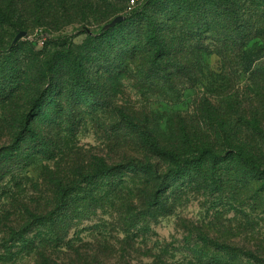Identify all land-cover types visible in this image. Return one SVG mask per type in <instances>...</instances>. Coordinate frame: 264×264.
<instances>
[{
	"label": "trees",
	"instance_id": "obj_1",
	"mask_svg": "<svg viewBox=\"0 0 264 264\" xmlns=\"http://www.w3.org/2000/svg\"><path fill=\"white\" fill-rule=\"evenodd\" d=\"M124 1L76 5L77 21L102 30L98 37L88 30L80 47L69 42L52 53L36 54L32 41L20 42L17 48L24 45L26 50L12 49L0 58V109L8 113L21 93L28 99L11 113L17 122L14 149L0 145V188L28 161L21 141L40 138L39 116L55 122L84 107L113 108L114 85L124 75L155 86L172 105L186 89L198 85L204 91L191 111L178 112L169 122L167 136L157 134L147 113L122 107L114 111L130 138L128 150L137 156L127 167L147 183L139 192L146 208L161 205L156 185L162 178L177 177L184 187L212 180L236 192L253 182L264 185V0H147L113 21L116 6ZM65 18H70V0H0V30L27 32L35 24L54 28ZM210 54L220 57L221 73L206 67L204 56ZM242 76L254 89L249 97L214 103L215 78L224 81L220 88L226 90ZM95 161V171L87 177L104 179L107 198L115 184L109 177L121 165ZM59 179L49 200L60 210L58 216L67 218L73 192L70 178ZM95 195L90 189L84 199ZM56 211L32 216L45 219Z\"/></svg>",
	"mask_w": 264,
	"mask_h": 264
},
{
	"label": "rangeland",
	"instance_id": "obj_2",
	"mask_svg": "<svg viewBox=\"0 0 264 264\" xmlns=\"http://www.w3.org/2000/svg\"><path fill=\"white\" fill-rule=\"evenodd\" d=\"M88 1L103 0H70V18L58 27L35 24L27 32L0 30V58L12 49L26 50L24 45L17 48L20 42L32 41V52L47 54L63 43L84 45L88 30L98 37L100 27L77 21L76 5L82 8ZM127 2L116 6L113 21L126 13ZM204 62L210 71L221 73L218 55H205ZM215 80L218 92L212 99L219 105L254 91L247 76L233 80L226 90L220 88L224 81ZM114 88L115 107H84L58 116L55 122L39 116L37 133L46 144L38 137L21 141L20 151L30 154L28 161L0 188V264H264L263 184L253 182L236 192L229 184L216 186L212 180L184 187L177 177L162 178L156 185L161 205L146 208L139 192L147 183L127 167L126 162L137 156L128 150L130 138L114 113L116 107L147 113L157 134L167 136L169 122L178 112L191 111L204 91L198 85L186 89L180 102L172 105L161 90L132 75L122 76ZM27 100L21 93L13 98L8 113L7 108L0 109V145L6 150L17 143L12 133L17 122L11 113ZM95 158L121 165L109 177L115 184L107 198L104 179L87 177L95 171ZM59 178H70L73 192L67 218L59 217L60 210L49 200ZM90 189L95 190V199H84ZM50 211L57 214L45 219L32 216Z\"/></svg>",
	"mask_w": 264,
	"mask_h": 264
},
{
	"label": "built area",
	"instance_id": "obj_3",
	"mask_svg": "<svg viewBox=\"0 0 264 264\" xmlns=\"http://www.w3.org/2000/svg\"><path fill=\"white\" fill-rule=\"evenodd\" d=\"M137 3H138V0H129L127 9L131 10Z\"/></svg>",
	"mask_w": 264,
	"mask_h": 264
}]
</instances>
